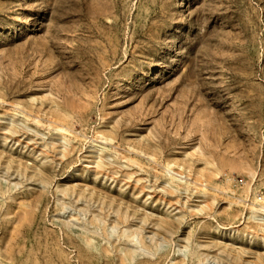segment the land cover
<instances>
[{
	"label": "rangeland",
	"instance_id": "rangeland-1",
	"mask_svg": "<svg viewBox=\"0 0 264 264\" xmlns=\"http://www.w3.org/2000/svg\"><path fill=\"white\" fill-rule=\"evenodd\" d=\"M259 205L264 0H0V264H264Z\"/></svg>",
	"mask_w": 264,
	"mask_h": 264
},
{
	"label": "bare ground",
	"instance_id": "bare-ground-1",
	"mask_svg": "<svg viewBox=\"0 0 264 264\" xmlns=\"http://www.w3.org/2000/svg\"><path fill=\"white\" fill-rule=\"evenodd\" d=\"M64 132V131H63ZM168 175V174H167ZM169 177H170V179L171 180H174V177H172L171 175H169ZM188 187V186H187ZM259 201H263V199L262 198H259L258 199ZM250 210H251V212L253 213V214H259V215H261V216H263L264 217V205H259V208H254V207H251L250 208ZM259 219V218H258Z\"/></svg>",
	"mask_w": 264,
	"mask_h": 264
}]
</instances>
